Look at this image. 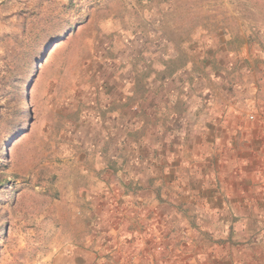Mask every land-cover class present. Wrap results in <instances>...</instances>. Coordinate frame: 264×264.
<instances>
[{
    "label": "rangeland",
    "instance_id": "obj_1",
    "mask_svg": "<svg viewBox=\"0 0 264 264\" xmlns=\"http://www.w3.org/2000/svg\"><path fill=\"white\" fill-rule=\"evenodd\" d=\"M259 55L264 0H0V264H264L241 250L264 230ZM232 59L220 128L251 159L217 177L239 205H203L195 174L150 169L140 97L165 62Z\"/></svg>",
    "mask_w": 264,
    "mask_h": 264
},
{
    "label": "crops",
    "instance_id": "obj_2",
    "mask_svg": "<svg viewBox=\"0 0 264 264\" xmlns=\"http://www.w3.org/2000/svg\"><path fill=\"white\" fill-rule=\"evenodd\" d=\"M263 57L264 55L258 56V58ZM232 60L233 63L231 60H223L215 64L205 62L196 68L192 67V61L187 60L176 72L168 71L167 62H165L159 78L156 77L157 74L153 75L155 84L146 86L140 97L141 106L138 110L142 109L141 111L148 113L149 160L152 163L150 169L153 170L154 167L155 172L160 171L161 157H163L165 158L164 172L166 174L170 173L174 176L195 174L197 185L194 189L202 199L203 205H239L240 202L231 200V197L220 199L218 202L216 193L219 191L220 185L217 180L224 171L234 173V170L238 172L245 168L242 163L248 164L247 162H250L251 159L249 157H244V159L236 155L231 148V139H236L234 135L242 139L244 134L239 135V132L234 131L235 129L226 131V129L220 128L221 123L227 118L224 117L226 109L222 107V103L220 104L218 99L224 93L228 98V94L225 91L222 92L225 89L227 76L226 73H222V67L224 70L234 68L237 60ZM189 75L195 76L196 84H198L196 89H194V84L190 85ZM175 78L179 80L177 81ZM262 108L264 109V107ZM261 114L264 118V111ZM136 118L134 117L132 120L138 125L142 124L141 118ZM162 149L164 154H161ZM177 158L179 159L177 160ZM181 176L179 179L182 180L180 182L182 189H190L189 184H186L185 179L180 178ZM256 182L251 186L248 185L247 188L236 183V188L260 191V196L263 197L260 201L264 202V183ZM175 187L177 186L175 185ZM205 189H207L206 194H204ZM123 200L124 203H128L129 197L125 196ZM256 201L247 195L242 203L247 202L248 205L253 206ZM132 203L134 204V200ZM244 231V234L247 236L249 233V236L245 239V247L241 250H250L253 243H262L261 248L264 251V230L256 233L252 239V232Z\"/></svg>",
    "mask_w": 264,
    "mask_h": 264
}]
</instances>
